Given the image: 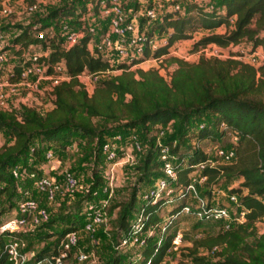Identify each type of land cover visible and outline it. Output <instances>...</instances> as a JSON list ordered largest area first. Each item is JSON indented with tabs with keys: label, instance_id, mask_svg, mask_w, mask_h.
Returning <instances> with one entry per match:
<instances>
[{
	"label": "trees",
	"instance_id": "trees-1",
	"mask_svg": "<svg viewBox=\"0 0 264 264\" xmlns=\"http://www.w3.org/2000/svg\"><path fill=\"white\" fill-rule=\"evenodd\" d=\"M27 1L33 4L36 0ZM214 3L215 6L209 11L186 4L182 16L173 12L161 14L147 30V35L155 31L158 35L165 34L166 43L151 52L150 56L157 58L165 55L174 43L188 41L198 31H210L220 26L226 28L223 34H208L195 42L192 49L209 44L227 48L246 43L250 51L256 48L264 51V0H215ZM86 12L84 5L78 7L67 4L54 10L48 19L54 22L59 18H71L73 24H78ZM231 18L233 23L229 29ZM47 27L49 25L33 30L21 29L9 46L13 56L18 59L10 64L14 75L28 65L21 55L33 45L47 53L38 58V63L48 67L56 63L63 64L67 81L52 88L48 94L51 108L43 115L29 107H21L20 112L0 113V132L7 136L9 142L0 147V196L4 197L0 200L4 210L1 214L10 212L20 200L17 187L20 184L23 186L24 182L29 184L26 180L13 179L10 175L13 166L21 165L24 168L26 158L34 164L31 170H35V166L43 162L46 150H63L75 138L83 139L85 148L94 149L93 154L98 158V147L106 138L114 135L126 137L138 128L145 133L157 124L171 122L178 123L176 131L162 144L169 146L171 153L177 156L175 190L184 192L188 174L206 158L196 144L205 139L211 142L221 140L223 133L218 130V125L222 122L238 137L235 160L230 165L206 168L201 175L209 187L219 185L223 179H239V184L230 194L236 195L240 206L248 212L246 220L243 225L231 227L227 231L220 229L214 235L196 239L190 247H183L179 255L190 260L191 264H207L204 258L196 257L197 251L217 250L225 246V253H215L219 260L214 264H264V231L254 248L246 245L241 248L249 263L233 252L248 236L245 229L247 225L259 220L264 224V62L254 68L235 59L200 57L196 62L187 63L167 58L164 61L174 65V69L166 80L155 69L130 71L131 66L140 60L119 63L112 69L100 56L87 50L86 38L67 50L60 47L56 34L38 40L31 38L34 31ZM148 56L149 53L145 51L144 58ZM113 70L119 71V74L96 81L89 95L78 81V76L83 73L101 75ZM208 115L211 120L201 123ZM186 138L194 143L195 148L185 145L183 140ZM175 139L178 142L172 143ZM148 144V150L140 156V166L135 168L140 175L132 186L129 199L117 204L111 202L108 206L109 215L113 210L116 213L111 229L108 223L105 232L110 237L112 253L103 264H158L168 248L172 233L167 234L159 245L153 238H147L144 248L134 259H127V255L114 249L129 231V221L138 208V193L160 176L154 139H150ZM97 170L98 167L94 169L95 179L90 189L101 183L100 175L95 172ZM206 194L210 196V191ZM88 198L83 195L63 214L49 216L48 222L43 224L47 234L39 238L54 240L41 247L33 262H42L54 255L63 236L81 227L83 217L80 211L82 203ZM184 202L185 197H182L174 203L168 215L178 213ZM152 211L153 208H150L146 213ZM149 216L146 223L158 220L156 214ZM52 227L55 230L52 231ZM96 233L103 231L98 230ZM4 238H0V264H9L3 251ZM178 261L181 262V259Z\"/></svg>",
	"mask_w": 264,
	"mask_h": 264
},
{
	"label": "built area",
	"instance_id": "built-area-1",
	"mask_svg": "<svg viewBox=\"0 0 264 264\" xmlns=\"http://www.w3.org/2000/svg\"><path fill=\"white\" fill-rule=\"evenodd\" d=\"M10 1L12 0H0V18H5L11 14L8 6ZM134 1L89 0V7L86 8L87 12L80 18L78 24H73L71 18H59L52 22L49 27L34 31L31 38L38 40L43 39L47 35L56 34L60 47L64 50L71 48L78 41L86 38L87 50L100 56L109 65H111L114 59H118L119 63H132L137 60L143 61L148 59V57H152L150 53L156 48L164 46L166 43L165 34V37L161 38L157 37V34L153 35V33L150 36L147 35V30L154 21L160 18L163 12H161V8L157 9L152 4L148 7L137 8ZM157 1L160 3L169 2V11L166 12H173L182 16L186 4L202 7L206 11H209L213 8L212 4L215 0ZM36 8L35 3L27 4L25 12L31 15L36 12ZM142 20L144 21L143 23H141ZM229 22H232V18L229 19ZM8 46L9 42L7 38L4 35H0V68L5 64V48ZM222 49L209 44L201 46L196 54L203 58H214L217 60L234 58L226 56L222 52ZM258 49L261 54L264 53L261 48ZM258 49L240 52L239 57L246 60L244 64L253 66L256 60L259 59ZM169 50L170 48L167 51L169 52ZM145 51L149 53V56L143 59ZM168 52L157 58L152 57L151 61L161 64L163 57L168 55ZM46 54H43V56H46ZM39 57L40 55L29 56L26 59L28 65L22 67L17 75H14L11 69H9L6 79L0 81V105L4 103L3 87L8 88L10 92H17L19 90L40 94L46 91L49 94L53 87L67 81L62 63H56L48 67L47 65L38 63ZM145 62H148V60L142 63ZM109 72L106 71L101 75L108 74ZM83 74L78 76V79ZM88 76L93 77L92 83L95 84L94 78L97 75ZM166 80H168V77ZM81 84L87 93V85ZM199 126H202V124ZM218 130L223 133V136L229 137V145L226 147L213 146L212 156H208L207 153L203 152L206 156L205 160L197 163L194 170L188 174V183L183 188L184 192H182L181 190H175L177 182L176 168L178 167L177 156L171 153L169 146L159 143L163 129L157 128L154 142L157 146L156 161L160 176L154 179L151 184L144 186L138 193V208L132 214L129 221V231L127 235L121 237L117 246L114 247L115 250L125 255L129 251L135 250L137 257L139 252L144 248L147 238H153L156 245L161 244L167 234H169V228L173 226L179 215L190 213L186 202L189 199L197 200L198 210L196 215L200 220L216 223L222 231H227L231 227L245 223V216L248 212L240 206L236 195L230 194L226 197V204H218L214 203L213 195L220 193L219 190L211 189L209 200L199 198L197 193V186L205 182V177L201 175L204 169H214L219 166L230 165L235 160V147L238 138L236 133L222 122L219 123ZM98 150L101 157L100 164H102V166H99L101 183L98 187L90 189L91 183L84 194L89 198L82 203L80 215L83 217V222L81 227L63 236L59 248L54 255L42 262H33V264H41L43 262L45 264H65L71 255L77 264L94 262V255L92 253L78 250L81 234L89 237V240L96 246L95 241L92 240L93 235L98 230L105 233L108 228L110 215L107 209L112 202V198H114V178L118 166L125 164L129 167L135 166L137 163L133 161L132 155L141 156L145 152L144 146L134 133H130L126 137L114 135L106 138L98 147ZM54 159L55 154L53 151L46 150L43 153V162L36 165L34 171H24L21 165H15L10 169V175L13 179L26 180L29 184L27 188L20 185L17 187V194L20 196V200L14 207L15 211L10 217L0 223V238L5 237L3 251L9 264H27L25 257L22 255L25 246L18 235L21 233H35L41 225L47 223L49 220L50 214L47 208L41 206L36 198L30 196L29 192H34L37 197L43 199L48 205H54L57 197H72L77 193L78 181L72 173L68 171L63 172L59 180H54L44 173L46 170L45 166L49 165ZM193 173H197L195 179L191 176ZM182 197H185V202L178 213L173 215H168L169 211L164 215L161 213L164 206H170L171 208ZM150 208H153L152 213H146ZM151 214H156L158 220L146 223ZM181 240L182 234L174 231L170 237L168 248L158 264H178L168 258V256L172 254L177 255L181 252ZM215 251L216 249L213 248L210 252L214 253ZM127 259H130L129 255H127Z\"/></svg>",
	"mask_w": 264,
	"mask_h": 264
},
{
	"label": "rangeland",
	"instance_id": "rangeland-1",
	"mask_svg": "<svg viewBox=\"0 0 264 264\" xmlns=\"http://www.w3.org/2000/svg\"><path fill=\"white\" fill-rule=\"evenodd\" d=\"M86 0H36L34 3L36 4V12L28 15L25 12V7L27 4H30L27 0L19 1V0H12L8 3V6L11 10V14L5 18H0V35H4L7 38V41L9 42V46L11 45L12 40L17 37L20 34L21 29L29 28L31 30L43 27L45 25H51L52 22L49 21L48 17L49 15L56 9H59L60 7L67 5V4H75L76 6H85L86 8L89 7V3L86 2ZM137 8H144L148 7L151 4L156 6L157 9L161 8V12H166L168 10L169 2H159L157 0H135L134 1ZM183 4V3H182ZM215 6V3L212 4V7ZM185 7V6H184ZM160 13V11H159ZM156 31L153 33V35H156ZM157 37H165L164 34L156 35ZM206 36V33L203 31H198L194 34H192V38L190 41H180L174 43L169 52L168 55L163 57V62L161 64H157L152 62L151 58L148 57V62L142 63L143 61H139V63L134 64L131 66L130 71H136V70H142L146 71L148 69H155L158 74L163 77L164 79H167L168 74L174 69V65H171L170 63L165 62L164 60L167 58H175L182 60L187 63H193L196 62L201 56L196 54L198 49L201 46H198L196 49H192V45L197 42L199 39ZM238 44L237 47L229 46L227 48H221L223 53L228 57H234L229 59H235L237 61L243 62L246 60H243L239 57L240 52H248L250 51L249 46H245L243 43ZM9 46L5 48L6 52V61L2 68H0V81L5 80L8 72L9 67L11 63H15L18 61L16 57L13 56L12 51H10ZM17 47L15 46L14 50H16ZM258 48H256L257 50ZM264 52V51H263ZM46 52H41L40 47L36 46H29L25 51H23L21 58L27 59L31 55H43ZM259 53V59L256 60L255 65H253L254 68L259 67L264 62V53L261 54L260 50L258 49ZM263 57V58H262ZM208 59V58H205ZM224 60V59H220ZM119 63L118 59H114L113 62H111V68L115 69L116 65ZM119 74V71L113 70L110 71L108 74L105 75H97L95 76V81L103 80L110 78L112 76H115ZM92 78L89 77L87 74H83L78 80L79 82L83 83L84 85H87L88 92L87 94H90L92 91V86L94 85L92 83ZM48 92H41L40 94H33L28 93L24 91H17V92H10L8 88H2V94L4 95V103L0 105V113H8V112H20L21 107H29L34 109L38 114L43 115L45 112H47L51 108V101L50 97L47 94ZM210 116H206L201 120V123H207L210 121ZM95 123V121H94ZM178 123L177 122H171L169 124H157L155 127L147 129L144 133L140 128L134 130V134H137L144 146L145 151L149 148V140L155 139L157 135V128L163 129V134L161 136V139L159 140V143L162 144L163 140H167L171 135H173L176 131ZM178 142L177 139H175L172 143ZM185 145H190L195 148V145L193 142H191L190 139L186 138L183 140ZM8 138L6 135H4L3 132H0V147L4 146L5 144H8ZM197 147L204 153H207L208 156H212L213 153V146H221L226 147L229 145V137L223 136L221 140H215L214 142H211L208 139H205L199 143L196 144ZM93 150H88L85 148V141L81 138H75L73 141L69 142L65 145L63 150L57 149L52 150L55 154V159L46 167L45 174H47L49 177L53 178L54 180H59L60 176L63 172L68 171L72 173L77 181H78V190L77 193L72 197L62 196L57 197L55 200L54 205H48L43 199H40L37 197L34 192L30 191L29 194L32 198H36L40 205L47 208L49 211L50 217L57 215V214H63L67 209L71 208L76 201H78L86 192L89 185L93 182L95 179L94 169L98 167V170L95 171L97 175H99V166L100 164V157L95 158L93 154ZM133 161H136L135 166H127L121 165L118 166L117 172L115 174L114 178V198H112V203L117 204L124 202L129 199L130 193L132 190V186L136 183V179L140 175L138 171L135 169L136 167L140 166V155L137 156L136 154H133ZM24 168L26 170H31V167L34 166V164L31 162L29 158H26L24 160ZM98 162V165L96 166L95 163ZM34 171V170H32ZM192 178L197 177V173L191 174ZM146 180V178H145ZM152 181V180H150ZM239 179H233V180H227L223 179L219 185L216 186H208L206 185V182H204L201 185L197 186V193L199 198L201 199H210L211 196H208V193L211 189L219 190L220 193H216L213 195L214 203L218 204H226L227 203V196L230 195V191L234 189L239 184ZM24 182V187L27 188L28 185ZM21 185V184H20ZM143 186V185H142ZM211 195V192H210ZM4 197L0 196V200H2ZM187 206L190 209V213L188 214H180L178 219L173 223V226L169 228L168 233H173L174 231H178L182 234V240L180 242L181 249L183 247H190L193 241L196 239L208 237L211 235H214L218 233L220 230V227L216 223L209 222L208 220H200L196 213L198 210V202L197 200L189 199L186 201ZM170 210V206H164L161 213L164 215ZM3 208L0 206V223L10 217L12 213L15 211L13 208L8 213H3ZM7 211V210H6ZM116 210H113L110 214L111 221L109 222V229H111L112 225L111 222L114 220ZM47 228L42 225L39 227L35 233H21L18 235V237L21 239L22 243L24 244V250L22 251V255L25 257L27 264H33V258L34 256L40 251L41 247L45 244L52 243L54 238H47L40 240V235L47 234ZM52 231L55 230V228H51ZM247 235L241 242L239 246H237L234 249V253L243 261L248 262L247 256L245 255V252L242 251L243 245L249 246L251 248H254V245H256V241L260 237V235L264 231V224L262 223V220L256 221L254 223H250L245 228ZM5 240V239H4ZM92 240L95 241L96 246L93 245L91 240H89V237L86 235L81 234V241L79 243L78 250L85 251L86 253H92L94 255V262L93 263H85V264H103L108 257L111 255L112 250L110 247V237L106 233H96ZM226 247L222 246L221 248H218L214 253H211L210 251H197L196 257H202L204 258L205 262L207 264H212L219 260L218 257L215 256V253H225ZM136 251L132 250L129 251L127 255H129L130 259H134L136 257ZM74 257L71 255L68 260L65 262V264H77ZM168 258L171 260L177 262L178 264H191V261L188 259H185L184 257H181L179 254H172L169 255ZM181 259V262L178 260ZM41 264H45L44 262Z\"/></svg>",
	"mask_w": 264,
	"mask_h": 264
},
{
	"label": "crops",
	"instance_id": "crops-1",
	"mask_svg": "<svg viewBox=\"0 0 264 264\" xmlns=\"http://www.w3.org/2000/svg\"><path fill=\"white\" fill-rule=\"evenodd\" d=\"M232 23H233V18H232V22H229V25H228V28L231 29L232 27ZM226 31V28L224 26H220L216 29H213V30H210V31H203L204 33H206V35L208 34H223L224 32ZM190 41V40H188ZM184 42V41H182ZM186 42V41H185ZM245 46H249L248 44L246 43H243ZM241 45V44H239ZM238 46V45H237ZM237 46H234V47H237Z\"/></svg>",
	"mask_w": 264,
	"mask_h": 264
}]
</instances>
